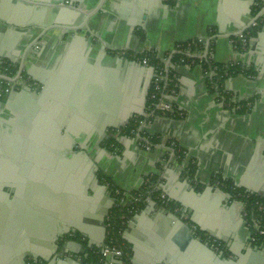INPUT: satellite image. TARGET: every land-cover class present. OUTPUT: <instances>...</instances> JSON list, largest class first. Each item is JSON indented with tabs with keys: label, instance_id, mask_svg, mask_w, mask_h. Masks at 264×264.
Returning a JSON list of instances; mask_svg holds the SVG:
<instances>
[{
	"label": "crops",
	"instance_id": "1",
	"mask_svg": "<svg viewBox=\"0 0 264 264\" xmlns=\"http://www.w3.org/2000/svg\"><path fill=\"white\" fill-rule=\"evenodd\" d=\"M85 1L93 6L97 0ZM72 3L74 6L82 4L79 0H0V53L3 54L0 58L17 67L24 60L27 69L37 71L38 75L61 63L57 61L59 55L66 57L73 49L74 52H84L85 68L100 78L106 75L112 79L113 89L118 93L119 87L120 100L123 96L129 111L144 110L145 120L141 127L146 132L159 135L160 142L147 150L137 138L116 134L119 149L112 152L115 156L104 153L100 156L90 146L95 143L94 137L88 139L86 134L78 133V140L89 148L84 150L87 160L85 157L82 159L76 175L70 172L64 174L47 166L42 168L43 165L36 170H28L25 182L29 181L30 184L26 185L22 198L24 201L28 195L30 200L28 232L23 230L27 238L18 232L11 242L13 225L22 227L20 221L26 217L23 204L13 202L15 194L0 200V243L11 240L13 250L7 258L5 254L2 255L3 260L8 259L3 264H25L32 257L29 253L40 255L46 249L53 251L42 243L35 228L38 214L31 209L37 210L36 206L42 200L36 191L46 187L52 195L48 200L57 201L73 211L79 204L77 195L72 196L76 193L68 187L71 179L79 186H85L89 180L94 184L93 174L98 168H102L128 191L139 189L147 176L157 174L160 189L183 205L186 218L182 219H190L194 225L192 227L202 232L195 236L204 242L206 240L202 235L220 241V246L213 248L219 252L224 244L227 258L236 259L245 254L250 240L242 202L232 201L214 179L218 176L229 178L237 186L264 197V13L251 25L263 22L259 31L262 36L259 37L258 33L252 37L244 51L236 49L232 43V39L262 11L256 12L257 0H106L104 10L90 20L89 26L75 33L78 39L71 36L73 31L63 28L73 26L70 20ZM83 20L84 16L80 15L74 25L81 24ZM46 23L59 24L61 28H52L44 35L42 25ZM133 23L136 24L135 31L131 29ZM200 37L205 39V45L207 38L213 37L210 52L216 62L242 63L255 70L254 76L238 74L225 82L226 90L239 100L255 97L256 100L251 102L252 108L241 113L218 104L201 65L171 63L176 88L175 92L165 95V100L177 107L179 118L163 114L151 116L144 101L145 90L154 77L150 66L141 63L144 68L135 67L126 62V59H135L119 55L117 51L142 53L153 49L160 56L170 54L168 57L177 51L178 44ZM88 52L89 60L86 58ZM23 74L39 84L40 88L35 87L34 91L41 90L42 84L36 78L25 69ZM9 93L3 99H8ZM47 103L51 105L53 102L48 100ZM11 112L5 113L9 117L4 116L12 118ZM170 140L176 141L186 151L183 164L174 150L167 146ZM10 141L7 137L3 138V147H7ZM65 156L67 168L70 167L67 159L72 158ZM191 158L197 170L189 176L185 168ZM59 189L64 195L58 198L56 194ZM88 192L83 199L87 213L81 216L85 223L90 224L93 243H101L104 223L100 218L109 201L103 196L101 199L95 198L91 190ZM29 193H32V198ZM168 211L158 205H150L148 201L129 222L123 237L132 251L131 264H157L160 250L177 255L181 264H187L181 257V248L174 249L172 245L176 243L177 234L183 233V228ZM71 220L74 221V218ZM17 229L19 227L15 228L14 234ZM84 236L90 239L88 234ZM71 242L73 240L69 244H73ZM69 244L62 253H77L74 251L77 245L69 247ZM194 253L186 254L187 260ZM199 253L193 261L204 257ZM252 261H256L255 258ZM256 262L264 264L263 261Z\"/></svg>",
	"mask_w": 264,
	"mask_h": 264
},
{
	"label": "water",
	"instance_id": "2",
	"mask_svg": "<svg viewBox=\"0 0 264 264\" xmlns=\"http://www.w3.org/2000/svg\"><path fill=\"white\" fill-rule=\"evenodd\" d=\"M79 1L83 5L74 6L72 3L73 14H71L70 20L71 25L73 23V26L63 27L66 31L71 30L74 32L73 35H71L72 37L75 36L74 39L77 38L75 33H79L80 30L86 29L89 26L90 20H92V18L100 11L104 10L103 5L106 2V0H97L95 5L91 6L89 2L85 0ZM263 13L264 7L251 23L244 27L239 33L244 32L249 26L256 22ZM80 15L84 16L83 22L74 25V22ZM54 24L55 23H46L45 25H42V31H44L43 34L45 35L48 33L52 28H61V25ZM135 25L136 24L134 23L131 25L132 31H135ZM141 27L144 26L141 25ZM258 36H262V32H260ZM212 40L213 37L207 38L206 53L210 48ZM74 51L75 50L73 49V51L68 53L66 57L65 55H62L61 57L59 55L57 61L61 62L59 63L61 64L60 66L59 64H56L52 69L44 70V72L39 73L38 75L37 71L34 72L31 71V69H27L24 60L21 61L19 63L17 76L19 77L22 75L25 69L28 74L33 78H36L38 82L42 84L41 90L34 91L31 86H24L20 90H17L16 86H13L8 99L5 101L0 100V200L9 195L12 196L15 194L13 202L17 203V201H19L23 204L22 210H25L26 214L25 219L22 218L20 221L23 228L21 226L13 225L11 242H13L14 237L18 232H22L23 236L27 238V234L25 233L28 230L27 226L29 227L27 213L28 210H30L28 205V201L30 200L28 195L25 198L26 200L23 201L22 198L24 196L26 185L30 184L29 181L27 183L25 182V177H28V170L33 171L34 168L36 170L37 167L43 165L42 168L47 166L48 168H55L58 171L60 170L64 174L70 172L72 175H76L82 159L85 157V160H87L84 150L89 148L86 143H82L78 140L80 139V136L77 135L78 133L86 134L88 139L94 137V148H97L95 151L96 154L101 156L104 153L108 156H115L108 148L105 146L101 147L100 145L102 139L107 136L105 130L119 128L125 125V122H128L132 116L144 114V110L129 111L126 104H124L122 95V99L120 100L119 87L118 93L113 89V80L107 78L108 76L106 75L101 76L100 78L97 74H93L92 71H88L85 68L86 60L84 52ZM0 57H3L2 53H0ZM86 58H89V52L88 55L86 53ZM126 62L132 63L135 67L144 68V66H142L137 60L129 61V59H126ZM150 69L153 73L152 75H154V66H150ZM17 76L11 78L1 76L0 79L3 77L13 83L15 79H17ZM151 82L145 90V104L147 102ZM48 100H52L53 103L49 105L47 103ZM7 111H12V118H6L4 116ZM71 123L73 124L70 125ZM72 134L73 136H71ZM5 137L9 138L11 141L8 143V146L4 148L2 139ZM76 146H79L82 150H76ZM65 155H70L72 158V160L67 159L68 164H70V167L67 166V168L65 165L67 157ZM75 158L79 159L75 160ZM93 177L95 179L94 184L89 180L85 182V186H79L75 180L72 182L71 179V183L68 187L76 193L72 196L75 197V195H77V204H79L77 206L78 208L73 209V211L64 205H60L57 201H52L51 199L48 200L52 195L46 187L39 188L38 191H36V195L38 193V198L41 196L42 200H39L38 205L36 206L37 210L31 209L33 213L38 214V225H35V228L37 229L39 236L42 238V243L53 249V251L46 249V253L44 252L40 255L29 253V256H32L36 261L42 259L46 264H84L83 261H78L76 258L70 256L59 258L56 256L52 257L53 252L58 249L56 240L59 238V235L66 234L70 231H78L81 232L82 235L88 234L90 238L88 240L89 246L100 247L102 250L106 247L107 228L105 226V220L109 210L115 202V199L107 189L106 185L100 182L96 173L93 174ZM90 190L94 193L93 196L95 198L101 199L103 196L109 201L102 217L100 218L104 223V226H102L103 239L101 240V243H93V240H91L93 234L89 231L90 224L85 223L81 216L87 213L84 209L83 199L89 194L88 191ZM60 192L59 189L57 194L56 192L53 193L59 198L64 195ZM29 195H31L32 198V193H29ZM228 196L231 197L229 194ZM71 202L74 201L72 200ZM80 203L83 205H80ZM149 203L153 206L157 205L154 200H150ZM181 206L183 208V205ZM5 210L8 211L7 208H5ZM168 212L171 217L173 216V218H175L180 227L183 228V233L177 234V239L175 240L176 243H173L172 245L174 249L178 247L181 248V257L184 258V261L186 260L185 263L260 264L256 261L264 262V248L262 246L253 245H250L249 248L246 249V253L239 255L238 258H227L224 256V251H221L220 253L216 252V250H214V248L207 242H204L201 238L195 236L196 231L194 228L182 219L184 218L183 213L179 215L171 211ZM73 218L74 221L71 220ZM80 219L82 220L80 221ZM17 227H19V229H17L14 234L15 228ZM24 229H26V231L23 233ZM10 241L3 240L2 244L0 243V264H3L4 261L8 260H3L4 258L2 255L5 254L7 258L13 252ZM25 242H27L26 239ZM71 243L77 245V249L73 250L80 253L82 244L74 240ZM73 244H69V247ZM190 252L195 253L192 257L190 256L191 259L187 260L188 257L185 256L186 254L190 255ZM197 252H200L199 256L204 257L193 261L194 258L197 257ZM159 254V258L156 257L158 259L157 264H181L180 259L178 260L176 258L177 255L172 256L162 250H160ZM253 258H255L256 261H252ZM110 260H112V258L108 256L107 264ZM117 261L118 264H121V261Z\"/></svg>",
	"mask_w": 264,
	"mask_h": 264
},
{
	"label": "trees",
	"instance_id": "3",
	"mask_svg": "<svg viewBox=\"0 0 264 264\" xmlns=\"http://www.w3.org/2000/svg\"><path fill=\"white\" fill-rule=\"evenodd\" d=\"M258 5L256 7V12L258 13L263 7H264V0H257ZM263 27V22H258V25L251 26L245 31V34L250 41V39L254 36H256L259 31H261ZM187 42H182L178 44L177 51L171 54L172 63L177 64H184L189 63L192 61V59L186 54V48H187ZM196 49L200 50L205 48V44L198 43L197 42ZM195 48L193 50H196ZM134 53L128 52V56L131 57V55ZM135 55L139 58H148L149 59V65H153L156 69L163 68L165 66L164 59L167 57L165 54L163 56H160L157 50L150 49L148 51L142 52V53H135ZM127 56V57H128ZM128 57V58H129ZM169 57V56H168ZM2 59V58H0ZM196 62L199 61V59L195 60ZM4 63V62H3ZM3 63L0 64V70L5 66H3ZM12 64V63H11ZM217 66L218 67V75L220 76V84H225L226 80L232 76L238 75V74H246L249 76H254L255 70L252 67H247L246 65L242 63H218L214 61L213 63H210L209 61H204L202 63V67L205 72L211 69V67ZM11 68V75H15L17 72V65L12 64L10 66ZM207 84L210 89V91H214V89L211 86V81L207 79ZM175 89L176 88V79L174 78V71L169 70V87L168 89ZM153 91V85L150 86L149 93L147 96V108H152L151 103L152 100L150 98V95ZM230 92L225 90L224 96L226 98L230 97ZM256 100L255 97L249 99V100H242L241 102L243 104H247L248 102H254ZM241 113H245L246 111L243 109L239 111ZM169 117L172 118H179V111L177 110V107H175V112L173 113H167L166 114ZM145 120V117L143 115H134L130 118V120L123 126L119 128H111L110 129V135L109 138L105 140V147L108 148L110 151L114 152L119 149V143L115 138V135L112 134H118V135H126V136H132L133 130H138L141 126L142 122ZM142 137H149L150 143L152 146L157 145L160 142V137L157 134H151L149 132L141 131ZM167 146L173 148L175 151V155L178 158L179 162L183 164L186 159V151L174 140H170L167 142ZM144 148V147H143ZM194 159H190L186 165V171L189 176L194 175V173L197 170L196 164L193 162ZM99 179L100 182L108 187V190L111 192L112 196L115 199V202L111 209L109 210V213L106 217V223H111V227L108 228V231L110 234L112 232L115 233V237L119 243L120 248L124 252V264H131V257H132V251L130 246L128 245L127 241L123 237V233L126 230L129 222L134 218V216L139 213L145 205L148 203L147 198H150L151 200H154L156 204L161 207L165 208L166 210H169L175 214H179L181 212V204L170 197H168L162 189H160V178L157 174H152L146 177L145 182L142 184V186L137 190L129 191L132 195H140L142 194L143 198L138 202V204L134 205V209L130 212L128 210V207L122 206V205H116L118 202H120L121 194L126 192V189L119 186L112 176H110L107 172H105L103 169L99 170ZM218 186L227 194H229L231 197L230 199L232 201H239L246 204L247 211H250L251 213H257L255 206L256 204L262 203L264 204V197L246 190L243 187L237 186L233 180L229 178H224L223 176H218L214 179ZM119 190L121 194H116V191ZM132 205V204H131ZM123 216V217H122ZM186 221L194 227L193 222L190 219H186ZM198 233H202L198 228H195ZM200 231V232H199ZM202 238L205 239V235H202ZM220 242V241H218ZM106 243H108V238L106 236ZM85 252L83 253V257H85L86 263L85 264H102L101 262V251L100 249H96L94 246H89L87 240L85 241ZM213 244V240H212ZM34 262H32L33 264Z\"/></svg>",
	"mask_w": 264,
	"mask_h": 264
},
{
	"label": "built area",
	"instance_id": "4",
	"mask_svg": "<svg viewBox=\"0 0 264 264\" xmlns=\"http://www.w3.org/2000/svg\"><path fill=\"white\" fill-rule=\"evenodd\" d=\"M246 31V30H245ZM245 31L242 33H239L236 37L232 39L233 45L236 47V49L240 51H244L248 48L249 46V40L245 34ZM198 43L205 44V39L200 37L196 39H191L188 40L187 42V48H186V54L192 59L189 64H199L202 66V63L204 61H209L210 63H213L215 60L212 57V54L210 52V48L208 52L206 53V45L205 48L203 49H196V46ZM196 50H193V49ZM117 54L122 55V56H128V51L126 50H120L117 51ZM129 57V56H128ZM131 59H135L139 61L140 63L146 65V66H153L149 65V59L144 57V58H139L134 54L129 57ZM171 59L172 56L166 57L164 59L165 66L163 68H158L156 69L155 67V74L152 80L151 85H153V91L150 95V98L152 100L151 107L148 108V113L151 116L154 115H166L167 113H173L175 112V106L165 100V95L170 92H175V89H168L169 87V70L171 68ZM199 59L198 62L195 60ZM4 62V63H3ZM3 63V68L0 70V77L1 76H7L8 78L11 77H16L18 74L11 75L10 71L11 68L10 66L12 65L10 62H7L3 59H0V64ZM206 73V77L208 80L211 81V86L214 89L212 91L215 100L218 104L229 108L233 109L234 111H241L245 110L246 112L250 111L252 108L251 102H248L247 104H243L235 95L231 94L229 98H226L224 96V92L226 90L225 84H220V76L218 75V67L217 66H212L210 70H208ZM18 79V76H17ZM15 81L11 83L8 79H4L3 77L0 79V98L4 97L6 94H8L13 86H15ZM142 125V124H141ZM142 127L140 126L138 130H133L132 131V136L137 138L139 141V144L144 147L147 150H151L154 146L150 143L149 137H142L141 136V131ZM144 131V130H143ZM146 132V131H144ZM116 135V134H113ZM171 148V147H170ZM173 149V148H171ZM175 152V151H173ZM107 187V186H106ZM108 189V187H107ZM116 194H121L119 190L116 191ZM143 198L142 194L140 195H132L128 190H126L125 193L121 194L120 197V202H118L116 205H122V206H127L128 210L131 212L132 209H134V205L138 204V202ZM150 198H147V201H150ZM132 204V205H131ZM243 205V217L246 222V226L249 230V240H250V245L253 246H262L264 248V204L262 203H257L255 208L258 211L257 213H251L250 211H247L246 209V204L242 202ZM123 217V216H122ZM111 227V223H106V228H107V238H108V243H106V247L101 251V262L102 264H107V257L110 256L112 260L109 261L108 264H118V261H121V264H124V252L120 248L119 243L115 237V233L108 231V228ZM194 230H196L194 228ZM213 240V239H212ZM213 247H219L220 242L213 240ZM76 259L79 261L81 258L78 256ZM83 263H86V260L83 261ZM31 264V263H29ZM88 264V263H87Z\"/></svg>",
	"mask_w": 264,
	"mask_h": 264
},
{
	"label": "flooded vegetation",
	"instance_id": "5",
	"mask_svg": "<svg viewBox=\"0 0 264 264\" xmlns=\"http://www.w3.org/2000/svg\"><path fill=\"white\" fill-rule=\"evenodd\" d=\"M127 57V56H126ZM18 70V69H17ZM21 78V79H20ZM25 80H27V81H25ZM16 84L18 85V84H20L19 86H21V88H23L24 86H33V89L36 87V89H39L40 87H39V84L37 85V84H35L31 79H26V76L22 73V75H20L19 77H18V79H17V81H16ZM5 116H7V117H9V115H5ZM111 133H108L107 132V136H106V138H104V140H103V143H102V146H105V140L107 139V138H109V135H110ZM100 169H102V168H98V170L96 171V174H97V176H98V178H99V170ZM100 180V179H99ZM181 211H182V213L184 212V210H183V208H181ZM181 213V214H182ZM186 214V213H185ZM184 217H185V215H184ZM186 218V217H185ZM105 225H106V221H105ZM198 233V231L196 232V234ZM71 240H74V241H78L79 243H81L82 244V249H81V252L80 253H75V254H73V253H71V252H68V253H62V252H64L66 249H67V247H68V244H69V242L71 241ZM87 240V242H88V239L84 236V235H82L81 234V232H78V231H76V232H72V231H70V232H68V233H66V234H60L59 235V238L56 240V244H58V249L55 251V253L52 255V257H54V256H56L57 258H59V257H66V256H70V257H73V258H76L77 256L79 257V258H81V260H79V261H84L85 260V257H83V253L85 252V241ZM205 240H206V242H208L209 243V245L211 246V247H213L212 246V239H207V238H205ZM225 245L223 244V246H222V248H220L221 250H219V252L218 253H220L221 251H224V256H226V257H228L227 255H226V247H224ZM96 249H100V251H102V249L100 248V247H96V246H94ZM224 247V248H223ZM231 256V255H230ZM234 256V255H233ZM32 262H34L33 264H46V262L45 261H43L42 259H39V260H35L33 257H30V258H28L26 261H25V264H29V263H31L32 264Z\"/></svg>",
	"mask_w": 264,
	"mask_h": 264
},
{
	"label": "rangeland",
	"instance_id": "6",
	"mask_svg": "<svg viewBox=\"0 0 264 264\" xmlns=\"http://www.w3.org/2000/svg\"><path fill=\"white\" fill-rule=\"evenodd\" d=\"M115 52H116V50H115ZM23 72H24V71H23ZM20 79H21V78H20ZM26 79H31V78H29V77L27 78V77H26ZM31 80H32V79H31ZM25 81H27V80H25ZM15 86H16V89L18 88L17 90H20V89H21V86L16 85V84H15ZM31 88H33V86H31ZM3 98H4V97H3ZM3 98L1 97L0 100L5 101L6 98H5V99H3ZM105 132L107 133V130H105ZM125 137H130V136H126V135H125ZM104 138H105V137H104ZM103 140H104V139H102V141H101V143H100L101 147H102ZM90 146H92L93 148L95 147L94 145H90ZM75 149H76V150H80V147H79V146H76ZM96 149H97V148L92 149L93 152H95ZM94 154H95V153H94ZM105 226H106V225H105Z\"/></svg>",
	"mask_w": 264,
	"mask_h": 264
}]
</instances>
